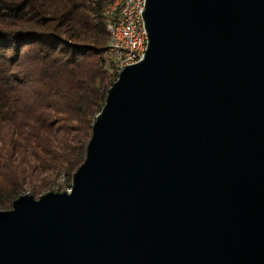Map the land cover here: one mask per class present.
<instances>
[{"label": "water", "instance_id": "1", "mask_svg": "<svg viewBox=\"0 0 264 264\" xmlns=\"http://www.w3.org/2000/svg\"><path fill=\"white\" fill-rule=\"evenodd\" d=\"M143 17L72 192L0 210V264H264V0Z\"/></svg>", "mask_w": 264, "mask_h": 264}, {"label": "trees", "instance_id": "2", "mask_svg": "<svg viewBox=\"0 0 264 264\" xmlns=\"http://www.w3.org/2000/svg\"><path fill=\"white\" fill-rule=\"evenodd\" d=\"M114 0H0V210L51 192L85 162L118 79L106 8Z\"/></svg>", "mask_w": 264, "mask_h": 264}, {"label": "bare ground", "instance_id": "3", "mask_svg": "<svg viewBox=\"0 0 264 264\" xmlns=\"http://www.w3.org/2000/svg\"><path fill=\"white\" fill-rule=\"evenodd\" d=\"M147 0H145L146 3ZM137 0H114V2L106 8V26L110 33L111 40L109 44V59L112 62V73L119 77L121 72L128 66L136 64L141 61V57H134L129 60V52H125L124 47L118 46L119 43H126L127 31L123 27L124 18H132L133 7ZM117 55V56H116ZM70 190L72 192V185L67 183L66 178H62L60 183L54 188L53 192L63 193L69 191H56L58 189Z\"/></svg>", "mask_w": 264, "mask_h": 264}, {"label": "built area", "instance_id": "4", "mask_svg": "<svg viewBox=\"0 0 264 264\" xmlns=\"http://www.w3.org/2000/svg\"><path fill=\"white\" fill-rule=\"evenodd\" d=\"M145 7V0H137L133 7L132 18L123 19V27L121 28H126V43H119L118 38L117 47H124L125 52H129V60L134 57H141L142 60L148 48V34L143 17ZM56 191H69L70 193V190H63L61 188Z\"/></svg>", "mask_w": 264, "mask_h": 264}, {"label": "rangeland", "instance_id": "5", "mask_svg": "<svg viewBox=\"0 0 264 264\" xmlns=\"http://www.w3.org/2000/svg\"><path fill=\"white\" fill-rule=\"evenodd\" d=\"M51 192H53V191H51ZM45 194H46V193H45ZM43 195H44V194H43ZM30 196H32V195H30ZM41 196H42V195H41ZM41 196H40V197H41ZM33 197H34V196H33ZM40 197L37 196V197H34V198H35L36 200H39Z\"/></svg>", "mask_w": 264, "mask_h": 264}]
</instances>
